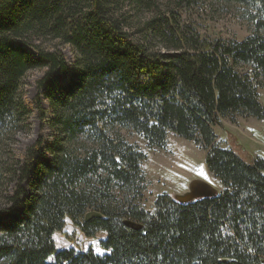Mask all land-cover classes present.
I'll return each instance as SVG.
<instances>
[{"label":"trees","instance_id":"trees-1","mask_svg":"<svg viewBox=\"0 0 264 264\" xmlns=\"http://www.w3.org/2000/svg\"><path fill=\"white\" fill-rule=\"evenodd\" d=\"M125 1L0 0V186L14 185L0 194V264H264V158L220 145L214 131L223 118L264 119V0H168L166 13L141 23L140 40ZM207 1L235 7L249 34L206 37L180 23L177 10ZM32 71L42 72L47 110L36 109L50 136L17 160ZM122 129L151 149H164L168 132L193 142L222 189L189 202L162 193L146 208V155ZM89 211L100 217L85 221ZM77 231L103 233L104 252L56 248L54 234Z\"/></svg>","mask_w":264,"mask_h":264},{"label":"rangeland","instance_id":"rangeland-1","mask_svg":"<svg viewBox=\"0 0 264 264\" xmlns=\"http://www.w3.org/2000/svg\"><path fill=\"white\" fill-rule=\"evenodd\" d=\"M151 2V1H148ZM156 3L151 9L141 7L134 10L135 6L130 1H125L127 12L132 14V24L129 31L133 37L140 40L141 34L138 31L141 23L154 16L156 13H166L168 0H154ZM173 7V5H171ZM178 11L180 23L193 26L199 34L206 37H223L226 39L241 40L249 34V25L239 16L235 7L224 9L219 4L212 1L199 2L190 7H182ZM156 48L159 45H156ZM158 46V47H157ZM64 54L65 60L71 64L74 60V53L67 45L58 46ZM162 51V50H161ZM34 54L33 51H31ZM42 75L41 71L29 72L23 80V98L29 105L31 115L29 117V127L27 130H19L13 136L11 152L14 158L21 160L25 149L33 144L38 137L49 138L50 131L47 128L41 130L42 122L39 121L36 104H40L47 110L46 101L38 95L36 80ZM64 73H55L53 80L62 82L66 80ZM259 99L264 105V87L258 89ZM39 101V102H38ZM214 131L218 137V143L222 146L230 145L236 151L249 152L255 156L264 158V119L258 120L253 117H238L234 122L228 118L221 119V125L214 126ZM121 133L131 143L136 144L146 155L141 162L142 171L146 179V189L143 205L151 208L155 197L162 193L171 196L182 194L188 189L189 183L194 180H202L211 185L216 191L222 189L216 179L207 171L204 163L205 152L197 147L193 142L183 139L168 132L166 145L164 149L148 148L145 140L137 133L131 130L122 129ZM245 154L246 157L248 154ZM242 155H244L242 153ZM25 192L28 188L23 183ZM13 183L0 186V194L12 192ZM3 196V195H2ZM4 201L0 199V209L3 208ZM0 219L6 217L1 215ZM64 232L71 236L73 226L66 221ZM104 234L99 233L94 238H87L77 231L73 240H69L63 233H56L53 238L56 242V248L74 247L80 250L91 248L96 253H103L98 246V240L103 238Z\"/></svg>","mask_w":264,"mask_h":264},{"label":"water","instance_id":"water-1","mask_svg":"<svg viewBox=\"0 0 264 264\" xmlns=\"http://www.w3.org/2000/svg\"><path fill=\"white\" fill-rule=\"evenodd\" d=\"M215 189L208 183L194 179L189 185L187 191L182 194L174 195V199L179 202H189L198 198L209 197L214 195ZM92 217H100V214L95 211H89L84 215V220L87 221Z\"/></svg>","mask_w":264,"mask_h":264}]
</instances>
